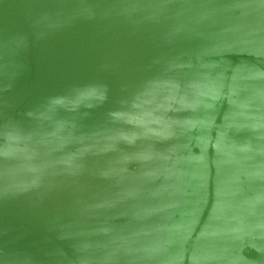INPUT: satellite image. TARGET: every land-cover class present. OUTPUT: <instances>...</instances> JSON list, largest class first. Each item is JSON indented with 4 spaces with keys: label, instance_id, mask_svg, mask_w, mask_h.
<instances>
[{
    "label": "water",
    "instance_id": "obj_1",
    "mask_svg": "<svg viewBox=\"0 0 264 264\" xmlns=\"http://www.w3.org/2000/svg\"><path fill=\"white\" fill-rule=\"evenodd\" d=\"M0 264H264V0H0Z\"/></svg>",
    "mask_w": 264,
    "mask_h": 264
}]
</instances>
